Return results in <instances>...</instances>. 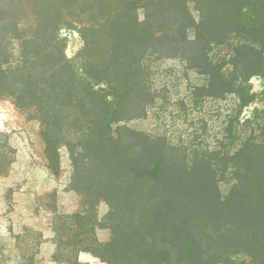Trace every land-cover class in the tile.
Masks as SVG:
<instances>
[{"label":"trees","instance_id":"obj_1","mask_svg":"<svg viewBox=\"0 0 264 264\" xmlns=\"http://www.w3.org/2000/svg\"><path fill=\"white\" fill-rule=\"evenodd\" d=\"M118 1L0 0V102L11 101L40 123L52 163L61 148L68 149L74 167L71 187L84 198L83 212L73 215L78 225L106 202L108 227L115 234V216L122 211V263L125 247L129 264H218L227 254L241 252L264 261V241L261 247L251 242L264 239V170L250 172L245 187L240 172H233L236 185L224 199L213 177L206 181L175 172L149 136L125 129L129 138H121L113 131L114 124L143 116L139 111L149 101L133 94L147 93L145 59L162 53L168 42L196 46L203 60L210 47H227L234 71L243 63L264 71L263 0H168L186 8L185 31L179 34L149 18L140 22L134 0ZM74 23L84 47L71 59L61 30ZM225 66L219 67L221 73ZM1 137L3 175L11 152ZM132 138L146 141L140 146ZM224 218L252 234L239 251L211 245V238L220 240L207 231ZM98 228L95 221L86 230L79 225L81 239L71 250L60 248L56 261L70 262L81 251L107 261L116 239L99 242ZM228 240H234L232 234Z\"/></svg>","mask_w":264,"mask_h":264},{"label":"rangeland","instance_id":"obj_2","mask_svg":"<svg viewBox=\"0 0 264 264\" xmlns=\"http://www.w3.org/2000/svg\"><path fill=\"white\" fill-rule=\"evenodd\" d=\"M134 1L140 22L149 18L157 26L167 25L171 34L185 31L187 13L183 3ZM188 8L198 21L195 4L188 3ZM260 10L264 26V0ZM77 26L63 25L61 30L71 59L84 47ZM188 35L192 37L194 31H188ZM162 46V53L145 59L147 93L137 90L133 94L149 101L146 110L139 111L143 116L114 124L113 131L121 138L122 134L129 138L128 132L124 135L125 129L149 136L175 172L206 181L213 177L225 199L236 185L233 172H240L245 187L250 184V172L264 170V71L246 63L234 71L227 47H210L203 60L197 56L196 46L175 42ZM225 64L221 73L219 67ZM257 69L260 75H254ZM0 134L2 144L11 152L8 169L0 175V264H129L127 247L122 263L124 216L122 211L115 216L114 234L108 227L110 207L106 202H101L96 212L88 214L79 225L86 230L93 221L98 222L96 236L101 243H110L115 237L109 259L103 261L81 251L70 262L61 258L56 261L60 248L61 252L71 250L81 239L73 215L83 212L84 198L71 187L74 167L70 153L66 147L61 148L57 162L52 163L40 123L9 100L0 102ZM134 141L143 146L146 140ZM207 234L220 240L215 243L211 238V245L219 251H239L242 242L252 240L244 227L233 221L230 224L225 218L209 227ZM220 234H226L224 239L219 238ZM230 234L232 242L228 240ZM263 241L258 236L251 242L261 247ZM227 256L218 264H264L245 252Z\"/></svg>","mask_w":264,"mask_h":264}]
</instances>
